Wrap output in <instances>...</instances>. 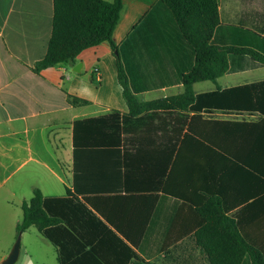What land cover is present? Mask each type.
Here are the masks:
<instances>
[{
    "label": "crops",
    "instance_id": "obj_1",
    "mask_svg": "<svg viewBox=\"0 0 264 264\" xmlns=\"http://www.w3.org/2000/svg\"><path fill=\"white\" fill-rule=\"evenodd\" d=\"M155 2L122 0L112 36L115 45ZM217 2L222 24L263 32L264 0ZM52 13V0H0V264L17 237L21 204L31 198L33 191L38 189L44 196L72 192L73 122L112 110L128 112L116 79V59L108 43L84 49L73 64H58L39 73L32 71L34 63L46 52ZM78 63L79 72H73ZM251 74L257 78H249ZM262 80L264 67L224 74L215 81L196 82L203 83L201 90H192L200 94ZM170 87L181 89L176 94L183 90L182 85ZM68 95L88 103L73 106ZM190 124L191 130H184L176 143L160 188L158 170L151 173L143 169L133 179V185L138 187L132 192L133 203H123L121 197L128 192L120 189L121 172L110 168L106 169L104 186L113 189L83 193L103 198L101 208L131 235L133 242L116 232L117 236L143 261L209 264L195 243L194 232L200 218L198 209L212 201L232 221L244 241L257 247L264 257V114L250 109L216 110L202 112L201 118ZM144 135L155 136L148 129L138 134ZM122 137L120 145L85 155L84 163L98 162L100 154L107 162L112 154L118 157L137 143L151 152L152 160L158 161L154 157L160 146L157 141L134 139L130 131ZM97 186L102 187V182ZM79 197L82 199V195ZM31 228L41 240L51 244L33 226L24 232ZM53 250L56 259L54 247ZM25 254L31 264H43L31 250L25 248ZM103 254L106 264H135L133 259L125 261L126 254L117 255L110 248ZM221 254L222 257L229 253ZM90 262L96 263L92 259ZM240 264H252L249 254L243 256Z\"/></svg>",
    "mask_w": 264,
    "mask_h": 264
},
{
    "label": "trees",
    "instance_id": "obj_2",
    "mask_svg": "<svg viewBox=\"0 0 264 264\" xmlns=\"http://www.w3.org/2000/svg\"><path fill=\"white\" fill-rule=\"evenodd\" d=\"M52 6L46 52L34 63L32 71L39 73L58 64H73L84 49L108 43L113 53L116 51V79L128 112L112 110L73 122V190L62 196H44L35 189L31 198L21 204L16 236L35 227L55 248L57 264H94L90 259L95 264H106L103 252L109 248L117 255L126 254L125 261L152 264L140 259L117 236L116 232L133 242L131 235L101 208L103 198L83 192L113 189L104 186L106 169L111 168L121 172L120 189L128 192L121 201L132 204V192L138 189L133 185L137 173L143 169L151 173L158 170L160 188L177 141L184 130H191V121L200 119L202 112L250 109L264 114V80L200 94L192 90L196 82L215 81L224 74L264 67V28L257 33L222 24L217 0H156L115 45L112 36L122 0H52ZM174 85H182V92L144 102L135 96ZM67 100L73 106L88 103L70 95ZM146 129L155 136H138ZM129 131L134 139L145 137L159 143L154 156L157 162H153L150 151H144L137 143L118 157L112 154L113 161L109 158L104 162L100 154L98 162L84 163L88 153L120 145L122 136ZM101 182L102 187H98ZM198 213L195 243L206 254L209 264H240L245 254H249L252 264H264L261 251L244 241L216 202H209ZM225 251L229 254L221 257Z\"/></svg>",
    "mask_w": 264,
    "mask_h": 264
},
{
    "label": "rangeland",
    "instance_id": "obj_3",
    "mask_svg": "<svg viewBox=\"0 0 264 264\" xmlns=\"http://www.w3.org/2000/svg\"><path fill=\"white\" fill-rule=\"evenodd\" d=\"M249 78L255 79L257 78L256 74H251ZM203 85V83H196L194 84L193 90L199 91L201 90L200 87ZM207 85H211L208 83ZM181 91L180 88L177 87H170L166 90H156L151 92H145L137 95V98L143 99V100H150V99H156L163 96H169L176 94L177 92ZM36 230L34 228H31V230H27L26 232L20 233L18 236L20 237V249H19V255L14 264H31L29 259H27L25 254V248L27 250H31L33 254H35L36 258L42 262L43 264H57L55 259V254L53 250V246L51 244H48L44 240H41ZM43 241V242H42Z\"/></svg>",
    "mask_w": 264,
    "mask_h": 264
},
{
    "label": "water",
    "instance_id": "obj_4",
    "mask_svg": "<svg viewBox=\"0 0 264 264\" xmlns=\"http://www.w3.org/2000/svg\"><path fill=\"white\" fill-rule=\"evenodd\" d=\"M114 54H116V51L114 52ZM79 63L76 64L73 68L72 71L73 72H79ZM19 249H20V237L17 236L10 252L8 253L7 257L1 262V264H14L18 258L19 255Z\"/></svg>",
    "mask_w": 264,
    "mask_h": 264
},
{
    "label": "built area",
    "instance_id": "obj_5",
    "mask_svg": "<svg viewBox=\"0 0 264 264\" xmlns=\"http://www.w3.org/2000/svg\"><path fill=\"white\" fill-rule=\"evenodd\" d=\"M94 72H96V73H97V72H98V69H97V68H95V69H94Z\"/></svg>",
    "mask_w": 264,
    "mask_h": 264
}]
</instances>
